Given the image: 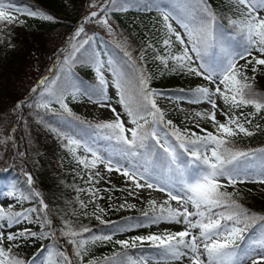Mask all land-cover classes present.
Here are the masks:
<instances>
[{
    "label": "snow or ice",
    "instance_id": "snow-or-ice-1",
    "mask_svg": "<svg viewBox=\"0 0 264 264\" xmlns=\"http://www.w3.org/2000/svg\"><path fill=\"white\" fill-rule=\"evenodd\" d=\"M229 3L236 12V16L229 19L234 31L223 28L208 0H174L173 5H155L165 31L162 41L165 55L157 54L156 59L166 67L171 60L173 71H185L207 82L188 93L179 90L180 94L174 97L187 103L210 105L208 110L198 111L195 115L206 120L212 130L196 123L199 132H195L181 130L171 120H165V113L156 99L165 93L149 86L151 77L145 67L133 59L126 45H116L122 52V60L102 59L101 52L93 45L95 37L85 32V24H100L111 33L109 12L127 9L121 0H103L102 3L101 0H89L90 7L98 5L97 11L82 17L67 39L68 47L60 49L62 60L57 57L53 68L49 69L56 78L42 77L31 89L33 94H39L40 102L30 104L34 97H29L19 101L13 111L27 105L58 116L67 129L50 126V130L86 170V183L97 182L100 173L93 170L102 164L106 171L115 170L131 182L129 195H134L137 189L147 188L166 193L167 199L159 204L156 200H148V210L141 213L142 219L126 218L123 223H118L96 216L108 229L107 234H93L87 227L77 229L65 218L58 235L48 213L49 205L35 189L32 174L21 167L23 182L13 180L0 195L21 204L25 201L36 203L19 210L12 204L0 205V264H36V258L45 251L42 264H73L67 250L56 243L60 238L72 246L79 264H148L153 258L181 264L185 261L187 264H248V261L264 264V214L251 211L236 198L238 184H264V148L244 150L236 148L234 143L241 134L251 137L261 130L258 124L253 126V120L264 112V95L254 90L252 82L259 70L257 66H264V0H229ZM21 16L55 21L42 9L0 0V32L5 24H24ZM173 22L184 35L176 30ZM173 37L180 45L175 51ZM2 40L3 36H0V42ZM143 59L144 52L141 51L139 60ZM240 60L245 63L239 64ZM77 63L94 68L95 84L77 83L78 78L73 72ZM57 64L58 74L54 71ZM249 66L253 72L251 77L247 75ZM105 70L112 76L115 101L108 94L110 81ZM68 96L72 100L84 97L92 104L108 108L114 118L95 124L86 121L72 111L67 103ZM53 103L59 105V112L51 107ZM114 103L122 108L130 127L126 126ZM248 107L253 111L237 114V110ZM36 116L44 122L39 111ZM218 116H222L223 121ZM85 127L92 130L91 134L83 131ZM75 129H80L83 135H78ZM97 139L107 142L106 147L102 149L96 143ZM81 151L83 155L79 154ZM19 155L23 157L25 153ZM8 170L5 167L0 172ZM228 187L234 191L228 192ZM76 191L77 194L87 192L93 198L99 192L92 187ZM77 200L81 208L87 207L79 196ZM172 201L176 202V207L171 206ZM124 207L134 208L135 205H120V208ZM161 222L183 224L184 227L180 231L117 239L115 244L121 246V252L85 262L88 245L97 241L111 242L117 232ZM28 225H36L38 230L33 231ZM85 233L90 235L85 237ZM37 240H48L49 243L42 245L31 260L13 254V247ZM145 244L151 250L150 254H129L130 250L143 248Z\"/></svg>",
    "mask_w": 264,
    "mask_h": 264
},
{
    "label": "trees",
    "instance_id": "trees-1",
    "mask_svg": "<svg viewBox=\"0 0 264 264\" xmlns=\"http://www.w3.org/2000/svg\"><path fill=\"white\" fill-rule=\"evenodd\" d=\"M87 1L11 0L17 6L31 5L42 9L51 14L55 21H51L50 25L42 27H32L26 23L19 24L15 22L11 25H3V32H0V36H3V40L0 42V141H6L0 142L2 143L0 144V169L9 168L8 171L0 172V192L5 191L13 180L18 179L23 182L21 167L24 171L30 172L33 176L35 189L41 192L49 205L48 213L53 219L58 235L65 218L70 219L77 229L87 227L93 230V234H107L108 229L100 224V220L95 218L100 214H89V210L95 206V200L99 196L97 194L93 198L87 192L77 194L76 189L91 186V184L86 183L88 176L82 173V167L78 165L73 155L63 146L64 142L55 132L50 130V126L67 129V125L58 116L47 113L44 109H35L27 105L15 112L13 109L19 101L29 97H34L33 100H30V104L40 102L39 94H33L31 89L37 85L42 77L48 74L51 78H56L49 72V68H53L57 57L62 60L60 49L68 47L66 42L69 35L71 36L72 30L78 21L86 14ZM5 2H8V0H5ZM121 2L127 10H113L108 14L113 32L110 33L105 27L94 22L86 24L85 32L87 35L100 36L99 41L103 43L104 48L101 55H104L106 60L109 57L122 60V52L117 49L116 45H126L133 59L137 61L138 65L142 64L151 77L149 86L165 93V96H163L165 98L169 96L174 98L180 94L179 90L188 93L196 88L197 85H162L157 80L161 72L166 73L167 71L165 64L156 59L157 54L161 55L158 46H163V43L162 40L157 39L155 31L150 29L149 25L144 22L142 15L146 11L156 10V4L161 6L173 5L174 0H121ZM208 3L217 14L223 28L227 31H234L229 24V19L234 18L231 15L232 9L228 6L229 4L219 5L213 0H208ZM93 45L96 48L98 47L95 41H93ZM148 45H152V47ZM141 51L144 52L143 61L139 60ZM53 60H55V63L52 62ZM169 62L173 63L171 60ZM262 68L260 72L255 73V80L252 83L254 90L264 95V66ZM54 71L57 74L59 73L58 64ZM73 72L75 77L78 78L77 83H96L94 68L89 64L77 63L73 67ZM71 99V96H68L67 103L77 116L93 124L99 122L77 113V108H75ZM56 108V111L59 112V106ZM37 111L43 116V123L37 118ZM17 117H19L18 124L15 127ZM164 118L165 120H171L181 130L195 131L186 127L181 117L169 119L165 116ZM75 131L78 135H83L80 129H75ZM83 131L91 134L92 130L85 127ZM11 134H13V137ZM8 137H11V139H7ZM96 142L106 147L107 142L98 139ZM234 143L236 148L244 150L264 148V128H261L251 137H245L241 134L235 139ZM21 152L25 153L23 157L19 155ZM227 191L233 192L234 189L228 187ZM236 191L238 192L236 198L242 205L253 212L264 214V191L245 190L239 185H237ZM77 196H79V200L85 202L86 208L80 207ZM35 203V201H25L22 204L12 205L15 206V210H19L21 207L26 208ZM145 210H148V205L140 211L131 208L112 210V216L105 221L123 223L126 218L142 219L141 213ZM85 213L87 214L85 215ZM34 227L32 230L37 231L38 226L34 225ZM150 227L152 225L134 228L127 232L133 234V236L145 235L151 232ZM88 235L90 234H84L85 237ZM48 243V240H38L33 247L21 243L20 247H13L12 251L20 258L31 260L37 250ZM56 243L59 245L63 243L64 248L73 259V264H79L72 253V246L67 243L66 239L60 238ZM89 246L104 249V254L99 258L111 257L114 252L122 251L121 246L115 244V240L111 242L97 241L95 244L88 245V248ZM150 252L148 245L145 244L143 248L130 250L129 254L139 256L141 253ZM46 254V251L42 252L36 258V264Z\"/></svg>",
    "mask_w": 264,
    "mask_h": 264
},
{
    "label": "rangeland",
    "instance_id": "rangeland-1",
    "mask_svg": "<svg viewBox=\"0 0 264 264\" xmlns=\"http://www.w3.org/2000/svg\"><path fill=\"white\" fill-rule=\"evenodd\" d=\"M219 5H228L231 7V15L233 17L236 16L235 8L233 5L229 3V0H213ZM103 0H101V3ZM98 5L93 4L91 7L89 6V0L86 4V14L93 11H97ZM84 15V16H85ZM20 19H23L26 24L29 26H45L50 25L51 21H44L41 19L36 18H29L26 16H21ZM142 19H144V22L149 25L150 29L155 31L156 37L158 40H162L165 38V31L163 29V22L160 17V13L157 10H149L146 11L142 15ZM78 23H80L78 21ZM77 23V24H78ZM87 24V23H86ZM85 24V28H86ZM173 26L176 28L177 31L181 32L182 35H184L183 30L179 28L178 25L173 22ZM76 27V26H75ZM74 27V29H75ZM72 30V33L74 31ZM70 36V35H69ZM173 39V51L178 50L180 45L178 42L175 41L174 37ZM100 40V36H95V43H97L98 51H103V43ZM67 43V42H66ZM158 51L161 55H165L164 52V46L159 45ZM102 59L106 60L104 55L102 56ZM53 62V61H52ZM55 63V62H53ZM244 60H240L239 64H244ZM174 63L169 62L167 65V71L166 73L161 72L160 75L157 77V80L162 85H206L207 82L203 80L200 77H196L193 75H188L185 71L176 70L173 71ZM258 71L260 72L263 68L262 66H257ZM50 69V68H49ZM256 72V73H257ZM49 75V74H48ZM105 75L108 78H112L111 73L107 70H105ZM247 75L249 77L253 76V72L251 70V66L247 69ZM109 87H108V94L113 98V101H115V89L111 84V79H109ZM157 104L159 107L164 111L165 116L169 119L173 118H179L181 117L184 121V125L186 127L191 128L192 130H195L199 132V129L196 128V123H199L202 127L208 128V130H212L211 126L206 120L200 119L195 115L196 112H203L205 110H208L210 108V105L206 103L201 104H193V103H187L183 100H175V99H168L163 96L157 97ZM72 100V99H71ZM75 108H77V113L84 115L88 119H95L97 121H105V120H111L114 118L113 113L108 108H102L97 106L96 104H92L87 101L84 97H80L77 100H72ZM218 103H222L221 101H218ZM59 106L58 104L53 103L51 107L53 109H57L56 107ZM114 106L117 109V112L121 113V118L125 120L126 126H131L130 122L128 121L127 117L123 114V110L119 105H116L114 103ZM239 111H244L245 113L253 111L251 107L244 108L237 110V114H239ZM218 119H221L223 121L222 116H218ZM259 125L260 128H264V112L257 115L255 119L253 120V126ZM1 132V131H0ZM1 135V134H0ZM13 137V134H11ZM2 144V143H0ZM98 144V143H97ZM102 149L104 148L102 145L98 144ZM79 154L83 155V152L81 151ZM98 171L100 173V176L96 178V181L94 184L91 185L92 188L98 189L99 192L97 193L99 195V198H96L95 200V206L89 210L90 215H97L100 216L103 220H108L113 212L112 210H118V209H129L127 207L120 208V205L122 204H133L135 205L134 208H131L133 210H143L146 205H148V200H156L157 203H161L164 200L167 199L166 193L157 191L155 189H137L135 190L134 195H129V190L131 189L132 185L131 182L127 180L126 177L121 175L120 173L113 170L112 172H108L105 170L104 166L102 164L98 165L93 172ZM82 173L87 174L86 170L82 169ZM240 187H243L245 190L250 191H264V184L261 183H253V182H247L243 184H238ZM230 188V187H229ZM6 191V190H5ZM17 203L14 199L10 197H6L4 195H0V205L7 207L9 204ZM172 207H176L177 204L175 201L171 202ZM102 209L103 211H100ZM191 210V209H190ZM30 228H34V225H28ZM183 224H175L170 222H161L158 225H152L150 227L151 232L149 233H164L165 231L173 232V231H180L183 229ZM149 233L145 234L148 235ZM132 237L131 234L127 232H119L116 233L113 237V240H116L118 238H124V239H130ZM112 240V241H113ZM35 242H23L26 245L32 246L37 243ZM104 254V249L99 247H92L89 246L88 248V255L85 256V262L89 259L93 258H99V256ZM150 254V253H146ZM45 258V257H44ZM44 258H42L37 264H42ZM255 258V257H253ZM148 264H181V262L175 261V262H168L167 260H163L161 258H153L148 261ZM183 264H187V262H183ZM248 264H251V261H248Z\"/></svg>",
    "mask_w": 264,
    "mask_h": 264
},
{
    "label": "water",
    "instance_id": "water-1",
    "mask_svg": "<svg viewBox=\"0 0 264 264\" xmlns=\"http://www.w3.org/2000/svg\"><path fill=\"white\" fill-rule=\"evenodd\" d=\"M81 20H82V18L79 20V22H81ZM18 119H19V117H17V119H16V121H15V122H16V125H15V127H16V126H17V124H18V122H17V121H18Z\"/></svg>",
    "mask_w": 264,
    "mask_h": 264
},
{
    "label": "bare ground",
    "instance_id": "bare-ground-1",
    "mask_svg": "<svg viewBox=\"0 0 264 264\" xmlns=\"http://www.w3.org/2000/svg\"><path fill=\"white\" fill-rule=\"evenodd\" d=\"M125 1V0H124ZM23 101V100H22Z\"/></svg>",
    "mask_w": 264,
    "mask_h": 264
}]
</instances>
